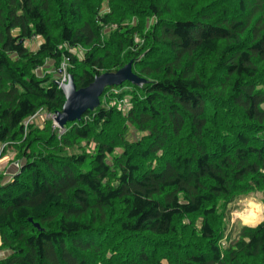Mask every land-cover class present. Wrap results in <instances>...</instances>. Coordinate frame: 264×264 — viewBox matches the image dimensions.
<instances>
[{"label":"trees","instance_id":"trees-1","mask_svg":"<svg viewBox=\"0 0 264 264\" xmlns=\"http://www.w3.org/2000/svg\"><path fill=\"white\" fill-rule=\"evenodd\" d=\"M103 2L0 0V145L21 159L0 182V264H264V213L225 249L218 213L264 194V0ZM64 57L76 89L130 61L148 83L106 88L60 137L25 129L61 111L36 71Z\"/></svg>","mask_w":264,"mask_h":264},{"label":"rangeland","instance_id":"rangeland-1","mask_svg":"<svg viewBox=\"0 0 264 264\" xmlns=\"http://www.w3.org/2000/svg\"><path fill=\"white\" fill-rule=\"evenodd\" d=\"M108 1L105 0V2L102 3L101 7L99 8L98 15H105L110 12V8L108 6ZM155 22L154 18H150L149 21L146 23L147 24V29L152 25V23ZM131 21L129 22V24ZM131 24H135L133 21ZM105 32H108V30L105 28ZM42 39L41 38H34L33 40L29 41L26 46L31 50V51H36L39 45L41 44ZM134 42L138 45H141V41L139 37H135ZM78 59H81L83 57V51L82 50H75L72 51ZM62 64V63H61ZM59 65V67L61 66ZM59 67H55L52 61H46L45 64L37 69L36 71V76L41 78V77H51L52 80H56L57 72ZM130 91V88L127 86H124L122 88H118L110 92V95H120L124 94L126 92ZM111 104L117 105L120 107V110L125 113L127 109H129L130 104H129V99L128 97H123L122 100H115V101H110ZM34 124L37 127H40L42 129L47 125L48 122H44L42 117L37 120H33L29 124ZM28 124V125H29ZM140 134L135 133L134 129L130 128L129 133L126 136V139L128 141H132L135 139L140 138ZM92 145L90 146V151L92 149ZM19 154L14 148V146L11 145H0V182L1 183H7L10 181L11 176H13L14 173L17 172L18 168L20 167L21 164V159L18 160ZM19 161V162H18ZM264 194L261 191H253L251 193L246 194L244 197H239L238 199L234 200L232 203L227 205L225 208L221 207L218 211L219 214L222 215V224L225 227V232H224V237L220 243V247L222 249H225L229 246L230 240L234 239L235 234L239 232V230L242 227H249V228H254L258 224H260L263 220V213H264ZM222 205V204H221ZM219 205V206H221ZM256 206L257 208L260 209V218L261 221H255L254 220V215L253 212H251L250 207ZM258 209V210H259ZM253 221V222H252ZM200 222V220H199ZM185 224L188 223V220H185ZM0 246H1V239H0ZM223 251V250H222ZM8 254V251L0 249V259L4 258Z\"/></svg>","mask_w":264,"mask_h":264},{"label":"water","instance_id":"water-1","mask_svg":"<svg viewBox=\"0 0 264 264\" xmlns=\"http://www.w3.org/2000/svg\"><path fill=\"white\" fill-rule=\"evenodd\" d=\"M125 82L138 88L148 83L132 72V61L114 73L94 77L92 83L82 89H76L74 79L69 75L67 84L60 86L65 102L61 111L55 113V123L64 129L68 123L79 122L85 112L98 108L99 98L106 88L119 87ZM34 227L41 230L38 224Z\"/></svg>","mask_w":264,"mask_h":264},{"label":"built area","instance_id":"built-area-1","mask_svg":"<svg viewBox=\"0 0 264 264\" xmlns=\"http://www.w3.org/2000/svg\"><path fill=\"white\" fill-rule=\"evenodd\" d=\"M61 63H60L61 66L59 67L57 76H56V82H58L59 88L61 85L67 84L68 77H69V74H68L69 59L67 57H64ZM40 117H42L44 122H50L52 124V129L57 132L58 137H60L64 133L65 129L59 128L58 125L55 123V118H56L55 113H48L45 111H39L35 116L26 120L24 123L25 129L30 122H32L33 120L35 121L37 119H40Z\"/></svg>","mask_w":264,"mask_h":264},{"label":"bare ground","instance_id":"bare-ground-1","mask_svg":"<svg viewBox=\"0 0 264 264\" xmlns=\"http://www.w3.org/2000/svg\"><path fill=\"white\" fill-rule=\"evenodd\" d=\"M258 209L259 208H257L256 206L250 207L251 212H253V215L255 216L254 220L257 221V222L261 221V218L259 217L260 216V209L259 210Z\"/></svg>","mask_w":264,"mask_h":264}]
</instances>
